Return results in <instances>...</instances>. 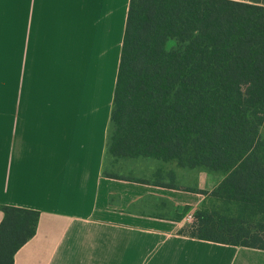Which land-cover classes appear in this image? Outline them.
I'll return each mask as SVG.
<instances>
[{"label":"crops","instance_id":"crops-1","mask_svg":"<svg viewBox=\"0 0 264 264\" xmlns=\"http://www.w3.org/2000/svg\"><path fill=\"white\" fill-rule=\"evenodd\" d=\"M129 2L0 0V207L39 212L13 264H264V250L179 234L222 173L108 151Z\"/></svg>","mask_w":264,"mask_h":264},{"label":"trees","instance_id":"trees-1","mask_svg":"<svg viewBox=\"0 0 264 264\" xmlns=\"http://www.w3.org/2000/svg\"><path fill=\"white\" fill-rule=\"evenodd\" d=\"M176 41L177 49L168 48ZM108 151L222 173L190 238L264 250V7L230 0H130ZM216 204V205H215ZM0 264L39 212L1 206Z\"/></svg>","mask_w":264,"mask_h":264},{"label":"rangeland","instance_id":"rangeland-1","mask_svg":"<svg viewBox=\"0 0 264 264\" xmlns=\"http://www.w3.org/2000/svg\"><path fill=\"white\" fill-rule=\"evenodd\" d=\"M0 19H6L7 17L0 16ZM3 28V27H2ZM7 28L0 32V97L5 98L9 95V81H10V64H9V50L7 39ZM179 44L176 41L168 42V48L177 49ZM260 137L264 139V127L259 129ZM216 205V204H215ZM254 225V229L258 232L259 236H264V231H258L259 227ZM185 233H190V229L186 228Z\"/></svg>","mask_w":264,"mask_h":264},{"label":"snow or ice","instance_id":"snow-or-ice-1","mask_svg":"<svg viewBox=\"0 0 264 264\" xmlns=\"http://www.w3.org/2000/svg\"><path fill=\"white\" fill-rule=\"evenodd\" d=\"M67 2H73V0H67Z\"/></svg>","mask_w":264,"mask_h":264}]
</instances>
